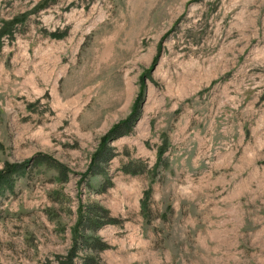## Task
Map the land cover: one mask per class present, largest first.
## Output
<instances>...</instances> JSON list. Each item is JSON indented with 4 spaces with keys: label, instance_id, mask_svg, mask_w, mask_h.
Returning a JSON list of instances; mask_svg holds the SVG:
<instances>
[{
    "label": "rangeland",
    "instance_id": "rangeland-1",
    "mask_svg": "<svg viewBox=\"0 0 264 264\" xmlns=\"http://www.w3.org/2000/svg\"><path fill=\"white\" fill-rule=\"evenodd\" d=\"M41 2L0 0V27ZM1 47L0 171L30 165L0 264H264V0H51ZM94 206L121 223L89 230Z\"/></svg>",
    "mask_w": 264,
    "mask_h": 264
},
{
    "label": "trees",
    "instance_id": "trees-1",
    "mask_svg": "<svg viewBox=\"0 0 264 264\" xmlns=\"http://www.w3.org/2000/svg\"><path fill=\"white\" fill-rule=\"evenodd\" d=\"M51 0H42V2L36 6L32 11L28 13H24L22 15L16 16L13 18V20L10 21H3L2 27H0V48H2V41L3 38L6 36L12 37L13 31L15 27L18 24H23L25 20L28 18L30 14H38L41 12L42 8L47 7L50 4ZM57 38H62L60 35H53ZM142 95L140 96L138 102L135 105V108L130 115L129 119L125 122L119 123L117 126H115L110 133L103 139V143L101 146L100 151H98L94 157V161L92 162V165L90 169L87 171V173L84 175V177H90L93 178L95 176H105V168L106 166L115 158L114 149L109 146L110 143L118 140L119 138H122L124 136H127L133 131L134 125L136 124L137 120L141 116V105L142 102ZM108 143V144H107ZM166 147L161 149L159 152V160L162 161V156L166 152ZM34 166H47L48 168H51L55 170L58 173L59 179L66 178L67 180V174L66 170L64 169L63 165L58 163L56 160L48 157V156H38L33 160ZM30 165V162H27L26 164H7L5 168L0 171V197L6 196L8 193H13L14 189L17 185V180H20L25 173L28 174L27 167ZM159 167V166H158ZM127 173H135L137 174L138 169H132L129 167L128 169H125ZM110 182V181H109ZM110 183H107V185ZM108 187L105 186L104 189L101 191L102 193L106 192L108 190ZM150 194L147 193L146 200L144 201V210H147L148 201L150 199ZM91 208V207H90ZM94 210L92 214V218L89 220L87 224V228L89 230L95 231L98 228L103 227V225H118L121 222L117 219H111L108 217V212L101 207L94 206ZM105 218V223H100L101 219ZM83 238V237H82ZM84 246H86L91 251H104L107 248V245L104 242H101L96 237L92 238H86L83 242ZM89 259V258H88ZM88 259L86 261H88Z\"/></svg>",
    "mask_w": 264,
    "mask_h": 264
}]
</instances>
